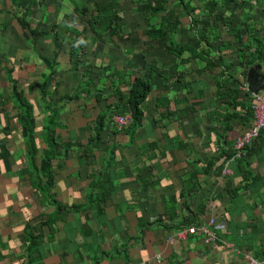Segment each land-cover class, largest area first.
I'll use <instances>...</instances> for the list:
<instances>
[{
  "label": "crops",
  "instance_id": "crops-1",
  "mask_svg": "<svg viewBox=\"0 0 264 264\" xmlns=\"http://www.w3.org/2000/svg\"><path fill=\"white\" fill-rule=\"evenodd\" d=\"M17 1H20L19 6L9 0H0L3 68L0 73V264H249L245 255L249 253L255 258L253 251L236 250L230 233L221 238L217 248L214 242H207L203 234L186 233L191 226L201 225L199 219L210 212L220 220H229L225 213L230 204L225 191L227 182L232 190H237L241 203L249 206L257 203L247 188L250 183L233 173L235 160L227 166L231 175L222 174L224 161L233 153L235 139L250 124V117L241 106V103H248L247 99L239 93L235 104L226 106L227 98L216 96L218 69L209 71L202 61L190 60L182 64L176 60L177 66L172 69L176 74L164 71L156 77L155 90L143 106L145 122L134 135L126 131L111 132L109 124L102 132L99 149L87 152L85 144L94 134L98 114L109 104L118 103L114 90L120 81L115 72H126L135 62L137 69H132L126 79L137 75L144 77L143 66L162 69L171 64V57L155 46L156 43L150 51L140 54L133 53L135 48L125 46V53L106 54L101 44L108 36L97 40L86 27V33L78 32L71 25L62 0H44V7L42 0H34L29 16L25 13L32 0ZM98 2L104 5L108 0ZM131 10L138 12L137 5ZM128 11V15L132 14ZM63 17L69 19V27L80 33L81 39H66L65 44H61L51 27L64 28ZM140 17L144 25L141 14ZM21 19L39 35L35 41L22 31L17 22ZM124 24L125 36H129L125 19ZM143 37L145 40L140 44L147 45L146 27ZM131 38H114V50H118V41L126 45L131 43ZM187 40V44H192L195 39ZM86 50L89 53L85 57L81 52ZM105 56L109 60L100 58ZM188 57L184 54L182 59ZM40 58L56 59L55 73L44 86L48 91L53 82L56 83L50 95L55 105L62 104V97L73 96L74 90L82 87L84 77L92 78L87 86L92 92L80 93L59 114L63 126L55 130L54 137L59 144L71 143L72 147L67 150V156L52 167L55 179L51 194L65 208L82 206L90 191L89 182L98 181L101 185L108 151L115 148V161L109 167L115 177L110 180L109 191H100L107 199L103 204L104 215L96 221L89 217L90 212H72L62 214V219L51 230L41 226L52 216L54 208L41 199L34 181L26 173V148L17 110L10 98L9 81L11 71V76L17 80V90L23 92L33 107L35 144L37 155H40L45 149L40 139L41 84L49 75ZM75 61L81 63L79 68L75 67ZM247 72L243 70L237 75L238 84L242 79L247 83ZM176 75L181 76L179 84L174 83ZM166 76L172 77L165 84L168 88H163L162 78ZM95 93H100L101 101L96 100ZM159 96L165 104L153 108ZM224 109L246 118L232 120L230 127L225 129L228 121L223 119ZM2 143L8 151L6 160ZM63 148L59 149L60 155H64ZM244 158L250 163L251 174L264 175V133L247 146ZM102 194L94 191V196L102 197ZM220 208L223 215H217ZM255 219L260 224L264 213L258 209L250 215L235 216L236 222L252 225L247 230L252 234H255ZM31 233L42 239L29 252Z\"/></svg>",
  "mask_w": 264,
  "mask_h": 264
},
{
  "label": "trees",
  "instance_id": "trees-1",
  "mask_svg": "<svg viewBox=\"0 0 264 264\" xmlns=\"http://www.w3.org/2000/svg\"><path fill=\"white\" fill-rule=\"evenodd\" d=\"M9 1L19 6L20 1ZM169 1L137 0L134 5H137L138 12L143 17L146 27V49L148 50L155 46L162 48L164 53L171 57V64L162 67V69H158L155 66H143L144 77L137 75L131 80H127L126 76L130 74L132 69H137L138 66L135 62L131 63L130 68L126 72H115L119 76L120 81L114 90L118 103L109 104L104 111L98 114L96 126H94V134L87 139L85 144L87 152L99 149L102 132L107 129L109 124L111 125L109 126L111 127V132L126 131V133L134 135L145 122V110L143 106L150 93L155 90L156 77L161 76L164 71H170L168 74H176V70L172 72V69L177 66L175 65L176 60H180L182 64L190 60L202 61L207 70L214 71L218 69L219 71L215 75L218 78L215 80L217 87L216 96L227 98L226 106L235 104V99L240 93L236 77L243 70L248 71L249 68L260 65V70L256 71L259 75L255 74L253 78L246 80L251 90H261L264 88V10L260 11L261 13L257 17L253 15L252 11H245V6L251 0H174L172 5H169ZM253 1L261 3L263 0ZM44 2L42 0V7H44ZM68 3L72 7L76 17L84 19L86 15H90V18L85 20V27L96 36L97 40L104 38L106 35L110 41L112 40L113 44H115L114 38L129 39V36H125L123 31L125 24L124 18L121 16L122 10L119 0H108V3L104 5H100L96 0H68ZM34 4L35 1L32 0L29 11L25 13V16L31 15L30 8ZM236 13H240V15L236 16ZM183 19L189 20V25L186 28L182 27L181 21ZM63 20L64 25H66L64 28L57 30L55 26L51 27V31L61 40V44H65L66 39H81L79 38L81 36L79 35L80 33L75 32L73 28L69 27V19L63 17ZM17 22L22 31L29 33L33 37V41L37 39L39 35L30 24H25L23 19L17 20ZM180 29L186 30L182 44L175 40V35ZM186 37L194 38V43L184 44L187 43ZM153 43H156L154 47L152 46ZM184 54L189 55L188 59H182ZM72 58L73 55L70 54V59ZM40 61L49 70V75H47V78L41 84V98L43 100L41 113H43V120L40 139L45 149L40 155H37V146L35 144L36 119L33 107L23 96V92L17 90V80L11 76V71H9V81L11 89L10 98L17 110L18 124L26 148L25 157L28 163L26 173H28L29 179L34 181L33 184H35L41 199L54 208L52 216L41 226H46L51 230L55 223L62 219V214L72 212H90L89 217L96 221L104 215L103 204L107 199L103 196V192L100 191H109L112 187L110 180L113 179L114 172L110 171L109 167L115 161V148L108 151L109 158L105 160V169L101 172L103 173L101 185L98 181L92 182V184V180L89 182L90 191L86 194L82 206L73 205L71 208H65L56 202L51 194L55 179L52 167L57 161L64 159L67 156V150L72 147L71 143L67 145L59 144L54 137L55 130L63 126L59 122V114L65 109L66 104L78 98L80 93L87 92L88 95V93L92 92L87 87L92 80L85 77L82 87L75 89L73 96L62 97V104L55 105L52 103L50 95L56 83L53 82L48 91L44 90V86L48 78L55 73L54 63L56 59L48 61L40 58ZM229 61L230 63H228ZM75 62V67L79 68L81 63ZM2 70L0 60V73ZM106 70L110 69L107 68ZM111 72H114V70H111ZM176 76L174 83L179 84L181 76ZM171 77L166 76L162 78L163 88H168L167 86L165 87V84ZM121 86L127 87V90L124 91ZM246 96L243 97L245 100L247 99ZM95 98L98 102L102 100L100 93H95ZM164 104L165 101L159 96L153 108ZM241 106L246 116L251 117L249 104L241 103ZM224 111L225 116L223 119L228 121L225 129L230 127L229 124L232 120L246 118V116H241L235 111H228L226 109ZM128 112L132 114V123L127 128L120 130L114 122V116L117 114H127ZM61 146L64 147V155H60L59 149ZM1 149L5 152L4 156L6 160L8 151L5 150L4 143L1 144ZM249 167L250 163L245 160L243 155L240 159L234 161L233 173L250 183L247 188L250 194L255 196L257 203L251 206L241 203L237 198V190H232L229 182L225 183V191L230 199L229 207L225 208V213L229 220L227 221L225 230L215 232L220 239L225 238L227 233H230L233 237L230 240L236 250L243 252L253 251L256 260L264 261V236L263 238L260 237L256 231L259 227H264V220H261L260 224H258L255 219V234L247 231L252 225L235 221V216L240 213L250 215L253 210L256 211L258 209L261 213H264V175L259 173H255V175L251 174ZM94 191L102 194V197L94 196ZM217 198L221 199L220 196ZM200 210L202 214L205 213L203 208ZM240 231H243V234L239 235ZM41 239L40 237L33 236V233H31L30 244L32 246L28 247L29 252H31L32 247L40 243Z\"/></svg>",
  "mask_w": 264,
  "mask_h": 264
},
{
  "label": "built area",
  "instance_id": "built-area-1",
  "mask_svg": "<svg viewBox=\"0 0 264 264\" xmlns=\"http://www.w3.org/2000/svg\"><path fill=\"white\" fill-rule=\"evenodd\" d=\"M242 79V78H241ZM238 90L241 96H246L250 107V124L248 128L238 136L233 144V153L230 158L225 162V166L222 169L224 176L231 175V171L228 169L230 161L240 159L244 155L245 148L249 146L253 141L258 140L264 133V88L261 90H251L249 84L243 79L239 81ZM114 122L120 130L127 128L132 123V114H117L114 116ZM199 226H191L186 230L187 234L197 235L203 234L206 237L207 242H214L216 248L221 245V239L218 237L215 231L226 229V220L218 219L213 212L203 215L200 219ZM213 229V230H212ZM225 247L226 244H223ZM235 252H237L235 250ZM246 259L249 264H264V261L256 260L251 254L247 253Z\"/></svg>",
  "mask_w": 264,
  "mask_h": 264
},
{
  "label": "rangeland",
  "instance_id": "rangeland-1",
  "mask_svg": "<svg viewBox=\"0 0 264 264\" xmlns=\"http://www.w3.org/2000/svg\"><path fill=\"white\" fill-rule=\"evenodd\" d=\"M62 1H63V3L61 5L66 7V13H67L66 15L69 16L71 25H74L73 27H75L76 30H78V32L84 31V33H86L87 31L84 30V28H85V20H88L90 18V15L89 14L86 15V18H84V19L76 17L73 14L72 7L68 3V0H62ZM97 1H99V0H97ZM136 1L137 0H122L120 2L121 3V10H122L121 16L127 22L126 34L128 33V35L130 37H132L131 40H130L131 43L127 42L126 43L127 46H126L123 42H119L117 40L118 44H119V46L117 47L118 50H114L115 44L112 43V40L110 41V39H107L105 41L106 44L105 43L101 44V48H102L101 50H103L105 48V52L104 53H106V54H110V53L114 54L117 51H119V52L122 51L123 53H125V51H127V49H124V46L125 47H129V48H135L134 51H133L134 54H140L141 52L150 51L151 50V49L147 50L146 46L144 44H142V45L140 44V43H142L145 40L144 37H143V33H144V28L145 27H144L143 23L141 22L140 14L138 12H134V11L131 10V9H133L136 6V5H134V3L136 4ZM173 1L174 0H170L169 1V5H172ZM250 6H251V8H250ZM128 10L132 11V14L128 15L129 14ZM263 10H264V0L261 3H256L255 1L251 0L245 6V11H247V12L248 11H252L253 15H255V17H257L259 15V13H261L260 11H263ZM239 15H240V13H236V16H239ZM61 16H62V14H60L59 18H61ZM58 20L60 21V19H58ZM181 23H182V27L186 28L189 25V20L188 19H185V20L183 19L181 21ZM185 32H186V30H182V29L178 30V33H176V35H175V40L177 42L179 41L182 44V39H183L182 35H185ZM184 44H187V43H184ZM85 47H86V45H84V48ZM81 53H84L85 54L84 56L86 57V54H88L89 52L86 50V51H83ZM78 55H79V57L81 56L80 52L78 53ZM100 58L103 59V60H109L108 56L100 57ZM79 61H81V58L79 59ZM88 78H90V77H88ZM90 79L92 80V78H90ZM128 113H130V112H128ZM222 213H223V211L220 208V210L217 211V215H220ZM257 233L260 235V237L263 238V236H264V227H259L258 230H257Z\"/></svg>",
  "mask_w": 264,
  "mask_h": 264
},
{
  "label": "water",
  "instance_id": "water-1",
  "mask_svg": "<svg viewBox=\"0 0 264 264\" xmlns=\"http://www.w3.org/2000/svg\"><path fill=\"white\" fill-rule=\"evenodd\" d=\"M260 65H256L254 68H249V70H248V72H247V79H251V78H253L254 77V75L256 74V75H259V73L258 72H256V71H258V70H260Z\"/></svg>",
  "mask_w": 264,
  "mask_h": 264
}]
</instances>
